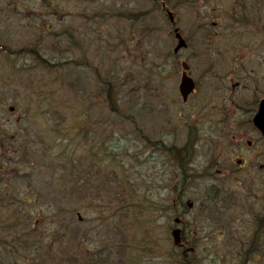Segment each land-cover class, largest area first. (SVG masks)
Listing matches in <instances>:
<instances>
[{
	"label": "flooded vegetation",
	"instance_id": "af4514ba",
	"mask_svg": "<svg viewBox=\"0 0 264 264\" xmlns=\"http://www.w3.org/2000/svg\"><path fill=\"white\" fill-rule=\"evenodd\" d=\"M262 4L243 3L246 27L260 31L256 51L249 50L251 60L224 62L212 44L210 56L205 50L184 56L186 46L166 56L171 70L160 66L175 73V96L166 97L165 106L171 105L167 113L179 109L182 121L176 123L185 128V134L174 136L173 149L162 150L167 157L161 171L174 178L177 191L170 200L176 209L170 233L177 229L172 243L177 264H264V136L254 122L258 115L264 121ZM183 62L195 84L186 102L178 91ZM170 122L166 114L165 125ZM214 178L220 187L210 186Z\"/></svg>",
	"mask_w": 264,
	"mask_h": 264
},
{
	"label": "rangeland",
	"instance_id": "374dc122",
	"mask_svg": "<svg viewBox=\"0 0 264 264\" xmlns=\"http://www.w3.org/2000/svg\"><path fill=\"white\" fill-rule=\"evenodd\" d=\"M150 2L155 3V0H93V3L92 0H68L66 2L53 0V5H55L54 7L56 11L64 14V16H61V18H56L55 16L40 14L43 9L39 8L38 0H0V39L8 41V45L13 48L18 46L24 47L26 45H36L35 48H37V51L40 52L44 59L47 58L54 63L56 61L54 59L58 57L61 62L65 63V69L61 71H55L54 73L53 71H48L49 75L45 76V81H39L37 83V87L33 82L35 69L26 70V66L29 65L30 59L23 60L24 65L26 66L19 71L18 80L12 78L10 81V79L7 80L5 77L0 78V94L1 92L4 93V95H0V104H3V107H0V125L4 129V133L10 135L11 141L13 142L14 146L17 147L12 151L10 156L7 155L4 159L2 158L4 161L8 158H11L10 160L18 159L20 156V151L18 150L20 147V142L27 133L34 136L36 140H39V135H41L39 133L41 131H46V129H48L47 127L49 126H57L60 129L68 126L66 123L69 121V119H67V114L64 113L65 110H71V112L74 114L78 112L77 114L79 118L85 121L87 124L90 122L89 116L94 118L99 116V111L95 108L86 110L84 107L82 110H80V108L85 104L82 103V105H79L78 100L81 101L83 99H87L88 103L89 96L96 95V85L99 83L95 81L94 75L88 73V71H86L83 67H77V65H73L74 60L80 59H77L79 57V53H76L77 51L70 47L71 43L79 42L82 47H85L86 43L89 45L86 55H92V58L88 59L93 64L99 66L102 75L105 74V67H109L107 66L109 61L112 62L111 68H114L112 74H115V71L120 69V76L121 74L131 73L132 71H136V69L149 66L151 63H160L159 65L168 67L167 70H171V64L168 66L166 63V56L169 55L168 52L172 50V47H174L175 39L171 32L172 28L168 30L166 25V21L168 20L167 16L164 14V12H161L160 8L158 7L152 8L149 14H145L143 16L140 14V17L137 15V12L140 13L143 9H148V7L151 5ZM98 4H101L103 8L106 9L107 13L112 11H115L116 13L118 11L124 12L125 10L133 11V14H136V18H128L127 20H124L126 19L125 17L127 15L132 14L122 13V17H120L119 14L116 17H108L109 20H107V23H101V18L93 19L94 23L100 24L98 27L99 36L96 41L93 34L94 31L88 30L84 26L80 27V23L84 22L85 19L78 17L77 13L93 14L97 10ZM183 9L182 11L179 10L174 12V15L175 17H179L175 26L181 29V32L184 36L189 34L191 27H193V20L185 24L186 14L195 15L196 18H199L201 22L206 21V23H210L213 20L218 21L219 17L223 21V17L219 13L215 14L217 17H212V15H210L206 20L203 21L202 17L193 11L194 7L192 8L193 10L189 11V8L185 5ZM151 15L158 16L159 23H152L150 18ZM227 20L228 19L226 17L225 21ZM200 21L196 22L195 26L198 25ZM47 25L49 26L47 27ZM42 26L45 28L47 27L49 29L48 32L44 30V33L41 35V39L39 40L40 42L34 41L40 34V29H42ZM67 27L75 30L76 40L66 38L65 35L60 34V32ZM146 29H148L147 33H149L146 41L144 44H141L142 42H138L136 46H134L131 52L132 61H129L127 58L122 59L123 53H120L121 46L118 45L119 37L127 39V35L129 36L130 34H134V37H139L142 31ZM192 31L199 32V34H202L201 37L204 38L207 35L212 36L216 30L211 28V30L205 32L196 26ZM218 31H220V29H218ZM104 32H107L109 35V46H107L106 49L103 46L101 49ZM243 36L244 34L242 32H236L235 36L232 38V44L240 42ZM57 37L60 38L58 44L55 45V41H53L54 45H52L50 42L51 39H55ZM39 38L40 37L37 39ZM87 40L91 41L88 43ZM102 56L108 58L106 59L107 63L103 60ZM30 57L35 59L34 56ZM224 57L227 58V60L229 58L228 55H224ZM25 70L30 74V77L25 75ZM142 74L144 75V72H142ZM134 78L135 81L127 82V88H132L134 83H138L139 86L144 87V76H138L136 73H134ZM156 78V81H158L163 88L162 92H160L162 95V100L165 101L166 97H173L175 95V89L173 85L175 73H169L168 71L165 73V71H163L162 74ZM35 79H37V77H35ZM20 85H22V88H20ZM15 87L18 89L17 91L14 89ZM127 88L124 86L121 92L123 93ZM39 91L43 92L44 95L35 96L27 94V92L37 93ZM15 93L17 94L14 95ZM152 94H154L156 98V91H150L145 97L141 96L140 94V101L134 106H131L134 114L138 118V123L143 126V132L150 128H148L149 124L146 125V120L140 116L145 115L143 113L144 108H149L148 101L150 100V96ZM63 97H66L68 100L64 105H60L59 102ZM11 105L14 106L13 110H10L9 108ZM152 106L155 110L159 109V106L155 104ZM38 111L40 113L38 123H33L32 121L29 122V120H34ZM112 117L113 116L109 117V119L111 120ZM162 121L163 118L159 121L160 127L162 126ZM119 123H117V129L115 128L116 130L114 131L115 138H121L122 136L123 140L117 141L115 145H125L124 147L128 148L127 139H130L132 142L133 131L131 129H127L126 123L123 124L124 126ZM156 125L157 123L151 124V128L153 130L158 129ZM25 129L27 130L25 131ZM128 132L131 133V135H126ZM55 135L56 133L54 136ZM53 137L48 139L52 140ZM93 139L98 140L97 138ZM111 142L112 140H110L108 143L110 144ZM111 148H113V146H111ZM121 148H123V146ZM67 149H71V151L76 150L75 154L69 158V160L76 161L81 154L82 146L74 145L72 140V145L68 146ZM4 161L0 160L1 163L7 164V162ZM82 162L84 161L77 160L74 163L81 164ZM98 163L99 165L103 164L102 158L100 161H98ZM12 165V167H18L23 172H28V167L26 165H17L15 162ZM103 168H105L104 164ZM126 169H128V164ZM129 170L128 174L130 172ZM113 183L115 187L118 186V182H115V180ZM19 204L22 207H20V205H13L10 207V209L13 210L20 208L21 212H24L25 210L32 213L39 211L42 216L47 212L44 206H39L40 208L35 206L34 208L30 205H23L21 201ZM85 214L88 217L91 216V213L89 214V212H86ZM132 220L133 210L131 212L125 210L120 222L122 227L128 231L127 234L129 237H131L133 227L152 229L153 223L155 224L158 233L152 235V238L159 239L161 237L164 219H158L156 214H150L148 217H146V219H143L142 216H138V220L140 221L138 225L131 224ZM86 224L88 223L86 222ZM48 228L49 226L45 222L43 231L44 229L47 231ZM148 242L151 241L148 240ZM144 244L145 242L143 241V246ZM98 246L99 243L85 242L82 245V248L87 249L90 247L91 250H96ZM141 260H145V258L136 256L137 263H139L138 261ZM126 264H131V260L129 259Z\"/></svg>",
	"mask_w": 264,
	"mask_h": 264
},
{
	"label": "trees",
	"instance_id": "16d2710c",
	"mask_svg": "<svg viewBox=\"0 0 264 264\" xmlns=\"http://www.w3.org/2000/svg\"><path fill=\"white\" fill-rule=\"evenodd\" d=\"M154 7L160 8L159 3H156L153 6V8ZM144 13L145 12L142 10L140 13L137 12V15L138 17H140V14L143 16ZM96 15L102 18V23H107V20H109L108 17L111 18L115 16L112 12L105 14L103 12H100ZM119 15L120 17L123 16L122 13H120ZM131 16L136 18V14H133V15H129L128 17H125L126 19L124 20L131 18ZM127 37L129 36L127 35ZM119 45L121 46L123 51L128 52V44L125 41V39H123L122 37H119ZM39 64L41 67L46 69L53 68L54 71H61L65 69V63L61 62L58 59L53 64H49L48 62L39 63ZM73 65H77V66L84 65L88 67L91 66L90 63H80V62H75V63L73 62ZM111 66L105 67L104 75H102L101 72L98 73L97 79L99 86L101 87L102 90L101 93L103 95L104 103L110 109L109 114H114V115L117 114L122 117V112L118 108L119 101L121 99L123 100L126 97L129 90L124 91V93L121 92L124 86L123 83H126L125 81L126 78L120 76L119 74L120 69H117V71H115V74H112L114 68L113 67L111 68ZM43 75H45V73H42L41 78H39L41 82L44 80V78L42 77ZM36 95L42 96L44 95V93L39 91L35 94V96ZM67 100L68 99H66V97H63L62 100H60L59 102L60 105H64L65 102H67ZM84 100L85 99H83L82 101L84 102ZM116 100H118L117 103ZM82 101L78 100L79 104H82L83 103ZM105 112L106 114L108 113L107 111ZM64 113L67 114L69 119L68 122L69 127H67L66 129L72 130L70 141L78 138L79 136L83 138L81 134H83L85 131H87V133H90L93 132V130H96L93 129L89 123L87 124L85 121L81 120L77 114L78 112L74 114L73 112H71V110H65ZM103 121H104L103 126L105 128L104 140L105 139L111 140L113 138L114 131L117 129L116 120L115 123L114 121H112L110 124L109 123L110 119L107 116ZM122 123L123 122L119 124L123 125ZM96 132H94L93 134H96ZM65 137H68V134L63 135L62 140H64ZM119 140L122 141L121 138ZM38 143L40 145L38 151L27 154L28 157L26 158V160L29 161L27 163H30L29 167L31 169L29 173L30 178L27 181L29 186L30 187L33 186L32 183L35 182L33 181V177H34L35 179H38V183L40 185V188L38 190L40 197H42L44 193H47L48 195L49 193L58 195L64 189H66L64 187L67 185L66 177H69L70 175L72 179L71 180L72 186H76L77 188L80 189L83 186V183H85V188L89 192L87 198V204L89 207H91L90 205L93 204L92 200H95L100 196V192H93L94 191L93 187L101 183V180L96 175L93 174V169L89 168L88 178L84 180V172H85L84 165L82 163L77 165L73 161L68 162V159L72 157V156H68L69 151H63L57 153L56 149L52 148L53 142L48 141L46 136L43 135H39ZM122 146L123 148H121ZM124 146L125 145H119V146L114 145L113 148L104 146L105 153L109 156L110 161H113L114 165L116 166V170L114 174L116 177L119 178L118 180L119 188L116 189V191L114 192H108V194L113 195V198L119 200L118 206L111 207L113 211L116 210L118 212H122L123 210H130L131 209L130 202L133 199V197H135L137 200H139V195L142 197V200L144 198L143 191L138 192L137 189L134 188L132 189L133 186L131 185L132 176L128 174V170L130 169L129 166L132 161L130 157L129 148ZM75 152L76 151H74V153ZM127 164L129 165L128 169H126ZM60 168L63 169L64 172L62 175H60L58 172ZM137 178H138L137 176L133 175V179H137ZM5 196L6 198L11 197L8 194H6ZM6 198L0 199V202H4L5 204L9 203L7 202L8 200H6ZM1 206L5 207L4 204H0V207ZM8 206L5 207L7 212L3 215L4 218L2 219V221L0 220V223L2 224L5 223L8 226L7 228H8L9 238L6 241V251H7L6 264H12L13 262H16L18 260V257L21 256V254H26L31 256L35 252V250H33L34 247L36 246L39 248V246L36 244L34 240H31L27 236L29 232L33 231L31 224L32 223L31 217L27 213L23 214V212L20 211V208L11 210L10 207L8 208ZM59 210L60 207H57V211L54 210L49 216L53 223V229L56 234L65 232L68 227V221L65 218H61L60 215L61 211ZM21 214H23V216ZM114 214H116V212H114ZM114 225L116 228L113 230V233L115 234L114 238H116L119 235L120 231L118 229V226L116 224ZM111 227L112 226H109L107 228V231L110 230ZM126 247H127V243H121V241H119L117 243L116 249L118 251L116 250V253L118 252V254L120 255L123 252V249ZM144 249L145 248L142 247V250ZM52 257L53 256L51 255V258ZM95 263L98 262L96 261Z\"/></svg>",
	"mask_w": 264,
	"mask_h": 264
},
{
	"label": "bare ground",
	"instance_id": "6f19581e",
	"mask_svg": "<svg viewBox=\"0 0 264 264\" xmlns=\"http://www.w3.org/2000/svg\"><path fill=\"white\" fill-rule=\"evenodd\" d=\"M209 0H193L192 1V5L194 6V9L198 11L202 10V7L205 5V3H207ZM261 7L264 6V0H263V4L260 5ZM238 11H242L240 8V5L238 3L235 2V6H231L229 8H227L224 13H223V19H226L227 16H231L234 13H238ZM264 15V12H263ZM151 18V22L152 23H159V17L156 15H153L150 17ZM167 25V24H166ZM168 27V25H167ZM200 27H208V24L205 22H201L200 23ZM169 29V27H168ZM148 31V29L143 30L141 34H143L142 36V41H146V38L148 36L149 33H146ZM150 36V35H149ZM38 59V57H37ZM157 78H148V77H144V81L145 83L143 84L144 87H141L138 85V83H134V85L132 86V88H127V82H132L135 81L134 77H128L126 78V83H123L124 86L127 88L128 93L126 95V97L122 100L119 101V110L122 112V117L120 115H114V117L109 121V123L111 124L112 121L116 120V123L119 122H123L127 124V129H131L133 132V138H132V142L130 139H127L128 141V148H129V152H130V157H131V161H133L134 159V155L136 154H140V158L145 157L146 159H148L150 156H152V153L157 154L158 156V160L156 158H154L151 161H147L146 160L144 162V160H141L140 162L145 163L146 165L150 166L153 165L156 167V169H158V175L163 176L166 178V175L164 174V172L161 171V168H163L164 166L162 165V162L165 163V158L167 156L162 154V150L163 147L166 146L170 149H173L174 145L173 143L175 141H173V138L175 135H179L182 132V122H178V123H174V124H167L165 126H163L162 128H158V129H151L148 132H143V126L140 125L138 123V118L137 116L134 114L132 107L134 106L136 103H138L141 99V97L139 96L141 94V96H145L147 94V92L154 90L158 85H160V83L158 81H156ZM123 86V87H124ZM152 86V87H151ZM175 96V95H174ZM173 97H170V99H173ZM91 99V100H90ZM104 100L99 96V95H93V96H89V102L87 103V100H84V106H86L87 110H90L91 108H95V109H99L100 108V104L103 102ZM118 102V100H116V103ZM165 101L159 105V109L155 110L153 109V107L150 108H144L143 113L145 115H141V118H144L146 120V125L148 124H155L158 123L162 118H164L165 114L168 112V110L170 109L171 105H169L168 107L165 106ZM82 105V104H79ZM83 106V107H84ZM83 107H81L80 109H82ZM142 111V110H141ZM90 118L92 119V116H90ZM182 121V120H180ZM67 124V123H66ZM104 121L97 123V122H93L91 124L93 129V132L87 133V131H85L82 135L83 138H81L80 136L78 138H76L77 140H73V144L74 145H81L83 147V151L80 154V158L79 160H83V161H90L91 163H93L94 166L97 167V173L100 176L103 177H109L111 178L116 170V166L114 165L113 161H110L109 156L105 153V147H111L114 146L117 141H120L119 137L115 138V133H113V138L111 139L112 142L109 144L108 142L110 140L105 139L104 140V134H105V128L103 126ZM99 125V126H96ZM68 126L63 127V128H59L57 126H49L47 127L48 129H46L45 133L47 134V139L50 137L52 138L54 136V134L56 133V135L53 137L52 140H56L58 141V144L62 147H68L70 145H72V141H70V136L72 133V130L70 129H66ZM104 129V130H103ZM97 131V132H96ZM94 132H96V134H93ZM87 133V134H86ZM68 134V137H65L64 140H62L63 135ZM120 134V132H119ZM125 134V131H124ZM131 133H126V135H128ZM122 135V134H121ZM93 138H97L98 140H94ZM116 139V141H115ZM121 140H123V137L121 136ZM131 144H130V143ZM138 142V144L136 143ZM40 147V146H39ZM153 157V156H152ZM102 158L103 164L105 166V168H103V164L98 163V161H100ZM69 162V159H68ZM113 166V167H112ZM138 167H136V165L132 166L130 168V176L134 174L135 170H137ZM63 169L59 172L60 175H62ZM190 177L193 179L194 175H190ZM198 178L200 179L199 175ZM202 178H206L203 174H202ZM208 178H212L211 176H207ZM170 180V182L173 184L174 183V178L172 180V177L170 176V178H167ZM71 177H66V182L71 181ZM137 181V179H135L134 183ZM210 186L211 187H220L219 183L216 181V179L214 178L211 182H210ZM222 193V192H221ZM220 193V194H221ZM213 198V196L211 197ZM166 205V203H164ZM167 206V205H166ZM104 213H108L109 210L107 208H105L103 210ZM146 213H148V211H146ZM67 230L72 231L71 227H67ZM109 234L111 232H108ZM96 236L92 235L91 237L87 238L84 236H80L77 239V243L71 245V248L73 250H78L80 245H83L85 242H89L90 240H95ZM117 261V258L114 260V262ZM123 259H120L119 264H122Z\"/></svg>",
	"mask_w": 264,
	"mask_h": 264
},
{
	"label": "water",
	"instance_id": "95a60500",
	"mask_svg": "<svg viewBox=\"0 0 264 264\" xmlns=\"http://www.w3.org/2000/svg\"><path fill=\"white\" fill-rule=\"evenodd\" d=\"M176 36L179 38V35L178 34ZM179 41L180 42L176 46L177 48H179L182 45V40L180 39ZM192 88H193L192 87V84H190L189 82H183L182 87H181V90H185V92H189Z\"/></svg>",
	"mask_w": 264,
	"mask_h": 264
}]
</instances>
